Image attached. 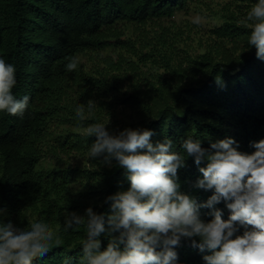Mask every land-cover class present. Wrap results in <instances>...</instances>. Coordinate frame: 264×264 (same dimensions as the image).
<instances>
[{"label":"trees","instance_id":"trees-1","mask_svg":"<svg viewBox=\"0 0 264 264\" xmlns=\"http://www.w3.org/2000/svg\"><path fill=\"white\" fill-rule=\"evenodd\" d=\"M252 2L0 0V56L16 66L14 94L30 96L22 117L0 113L3 219L22 226L43 215L60 239L34 257L35 264H60L65 256L76 264L83 226L65 234L57 213L66 208L83 214L90 205L108 212L104 197L128 186L123 168L85 160L95 137L85 141L82 127L107 118L108 95L131 110L134 119L126 127L153 130L152 142L168 136L178 143L192 133L207 146L209 139L232 136L251 152L249 141L264 137V60L254 47L246 49L249 28L240 23ZM176 11H209L221 23L197 40L191 22L171 20ZM72 54L80 58L78 68L66 70ZM89 100L97 106L77 124L74 105ZM72 155L79 162H63ZM44 158L53 164L42 165ZM199 175L191 157L178 169L180 190L204 200L211 190L191 183ZM216 206L227 218L223 201ZM100 239L103 249L108 235ZM176 250L182 264H204L186 240Z\"/></svg>","mask_w":264,"mask_h":264},{"label":"clouds","instance_id":"clouds-1","mask_svg":"<svg viewBox=\"0 0 264 264\" xmlns=\"http://www.w3.org/2000/svg\"><path fill=\"white\" fill-rule=\"evenodd\" d=\"M201 20L199 14L192 18L197 25ZM240 23L249 28L246 49L254 47L255 56L264 60V0H253ZM79 61L78 55H69L64 67L75 70ZM16 84V66L0 56V113L22 117L30 96L17 97ZM94 106L93 100L76 101V123ZM109 122L107 115L82 127L85 141L95 137L87 144V157L97 167L123 168L128 186L104 197L108 212L90 205L83 214L66 208L57 213L63 217V233L83 226L76 264H182L176 250L182 240L201 253L204 264H264V137L250 140L253 150L248 152L232 136L209 139L207 146L192 133L178 143L168 136L152 142L150 128L112 130ZM188 157L200 173L192 187L211 190L204 200L180 190L178 169ZM221 201L227 218L216 206ZM4 214L0 207V264H35L34 257L60 244L45 216L34 215L21 226L5 221ZM102 233L108 235L103 249ZM60 264H73L72 258L65 256Z\"/></svg>","mask_w":264,"mask_h":264},{"label":"rangeland","instance_id":"rangeland-1","mask_svg":"<svg viewBox=\"0 0 264 264\" xmlns=\"http://www.w3.org/2000/svg\"><path fill=\"white\" fill-rule=\"evenodd\" d=\"M214 7V5H213ZM209 11H206L204 13H192L191 11L188 13V15H184L183 12L181 11H176L174 16L171 17V20L174 21L175 23H177L178 25L181 24V22L187 20V22H191V25H194V38L195 39H199L201 38L202 40L206 39V35H207V31L210 28H214L218 25H220L221 21L219 19H214L212 17H210L208 15ZM199 14L202 17L201 23L199 25L194 24L192 22V18ZM196 45V42H193V46ZM107 107H106V114L109 116V126L112 130H119L122 129L124 127H126L128 125V123L130 121H132L134 119L133 114L131 113V110L123 105H121V103H119L117 101L116 97H113L112 95H108L107 96ZM61 125L58 127H54V129H56V132L58 130H60ZM71 161L72 164H76L77 162H79L78 158L75 156H71L68 160L65 159V163H67V161ZM85 160L88 161L89 165H91L92 163L89 161V159H87V157H85ZM57 162V160H56ZM52 161L48 160V158H44L42 161V165L44 166H50L52 165ZM59 164V163H58ZM76 185H73V189L75 188Z\"/></svg>","mask_w":264,"mask_h":264}]
</instances>
